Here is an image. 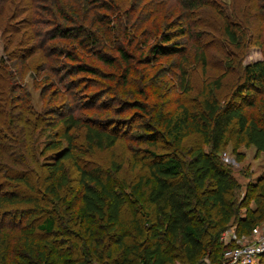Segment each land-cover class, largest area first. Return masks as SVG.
<instances>
[{"label":"trees","instance_id":"trees-1","mask_svg":"<svg viewBox=\"0 0 264 264\" xmlns=\"http://www.w3.org/2000/svg\"><path fill=\"white\" fill-rule=\"evenodd\" d=\"M51 1L60 21L42 29L43 21L35 15L23 19L19 28L21 22L13 23L17 0H0V26L16 34L13 41L17 44H26L16 57L25 64L18 74L7 67L14 59L5 46L8 58L0 57V264H167L168 241L179 246L190 262L207 251L210 264H221L223 225L232 222L238 233H248L264 220V162L262 173L247 183L237 200L236 181L218 160L233 137V144H251L264 153V117L252 112L264 93V58L240 66L225 95L218 97L206 88L194 109L178 98L171 109L133 101L132 107L148 117L141 135L146 146L140 166L146 173L132 188H120L108 184L99 168L87 169L79 161L81 151L73 135L79 119L72 114L60 119V139L38 149L39 131L48 121L17 81L35 67L38 58L32 59L34 54H43L48 40L76 39L107 65L117 66L114 58L93 49L97 41L83 23H64L70 22L69 17ZM244 1L246 25L253 24V11H261L256 21L259 31L264 24V0ZM178 3L195 9L200 0ZM30 7L26 10L31 12ZM169 26L173 31L160 33L148 47L145 60L156 62L183 52L179 38L188 34V24L181 20ZM220 29L231 45L241 46L244 27L224 19ZM260 34L250 33L248 42L263 43ZM118 52L123 63L119 76L127 83L129 55L122 47ZM66 55L73 58L69 52ZM200 60L205 70L204 53ZM74 72L97 73L81 63L67 71ZM191 134L202 136L209 149H192L183 164L163 143L169 141L174 149L179 148ZM119 136L113 129L85 125L84 139L91 150L113 148ZM65 161L75 163L74 177L66 171ZM127 204L134 208L129 224L122 215ZM259 258V264H264V253Z\"/></svg>","mask_w":264,"mask_h":264},{"label":"rangeland","instance_id":"rangeland-1","mask_svg":"<svg viewBox=\"0 0 264 264\" xmlns=\"http://www.w3.org/2000/svg\"><path fill=\"white\" fill-rule=\"evenodd\" d=\"M54 1L70 19V22L61 21L70 25L83 23L97 41L93 49L114 58L117 66L107 65L96 57L90 47L81 46L76 39L48 40L45 44L48 49L43 50V54L41 51L34 54L32 59L38 58L35 67L24 72L25 75L23 73L22 81H17L24 85L35 109L48 121L39 131L38 149L43 150L49 141L60 139L58 136L63 131L60 119L72 114L79 119L73 131L81 151L77 153L79 161L87 169L99 168L108 184L120 188H132L146 173L140 166L144 155L142 149L146 146L141 141V135L144 132L143 123L148 117L132 107L133 101L145 102L148 107L159 104L171 109L178 98L179 102L194 109L199 106L200 93L206 88L218 97L225 95L239 74L240 66L264 58V42L253 45L247 39L250 33L261 32V40L264 41V24L259 31L256 26L261 11H253L250 16L253 24L246 25L243 19L244 0H200L199 7L195 9L179 5L178 0ZM30 5L31 12L26 10ZM53 7L51 0H17L13 23L21 22L17 25L23 27V19L35 15L43 21L42 29H47L52 22L60 21ZM224 19L244 27L240 47L235 48L221 34ZM181 20L188 24L189 30L186 36L179 38L183 43V52L160 57L156 62L145 60L150 44L161 32L173 31L170 22L175 25ZM10 31L0 26V57L8 58L6 52L11 53L10 57L13 56L14 60L9 61L7 67L18 74L25 64L16 57L20 55L19 48L26 44L13 41L16 34ZM24 31L26 28L21 32ZM118 47L128 53L131 63L127 83L119 76L123 63ZM67 52L73 58H69ZM201 53L206 57L205 70L200 60ZM77 63L92 67L97 73L68 74V69ZM263 107L264 93L258 97L252 112L264 117ZM87 124L113 129L120 135L119 141L113 148L88 149L84 139ZM60 141L65 145L64 139ZM233 141L234 137L220 152L218 160L227 166L236 181L234 197L239 200L247 183L262 173L264 153L257 152L251 144L236 145ZM163 146L173 151L183 164H187L192 149L200 146L205 151L209 149L198 134L189 135L179 148L174 149L169 141ZM47 152L48 160L50 151ZM65 166L71 177L77 174L74 162L65 161ZM133 209L127 204L123 210L126 224L130 223ZM257 227L263 232L264 220ZM247 240H253L250 232L238 233L232 222L224 224L219 233L223 252ZM166 252L169 258L167 264H210L211 256L207 251L190 262L179 246L170 245L168 241ZM260 259L255 264H259ZM220 263L229 264L223 253Z\"/></svg>","mask_w":264,"mask_h":264},{"label":"built area","instance_id":"built-area-1","mask_svg":"<svg viewBox=\"0 0 264 264\" xmlns=\"http://www.w3.org/2000/svg\"><path fill=\"white\" fill-rule=\"evenodd\" d=\"M253 240L239 242L223 252V256L229 264H254L264 253V229L263 232L255 226L250 231Z\"/></svg>","mask_w":264,"mask_h":264}]
</instances>
